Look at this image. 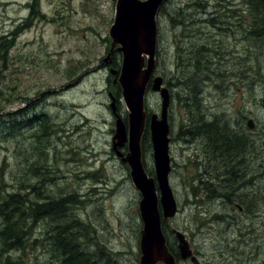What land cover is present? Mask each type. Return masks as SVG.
Here are the masks:
<instances>
[{"label": "rangeland", "instance_id": "rangeland-1", "mask_svg": "<svg viewBox=\"0 0 264 264\" xmlns=\"http://www.w3.org/2000/svg\"><path fill=\"white\" fill-rule=\"evenodd\" d=\"M33 1L0 0V38L20 32L6 66L0 65V137L3 139L0 144V196L19 192L31 198L38 196L40 190L50 201L78 192L84 208H70L62 221L38 222L31 227L27 245L9 253L13 259L21 257V264H52L57 260V252L50 236L59 232L60 226H65L76 214L88 228L67 229L65 236L72 239V244L76 243L95 260L98 255L97 264H138L141 223L137 204L140 196L131 183L127 166L111 150L115 118L109 108V94L116 99L120 89L114 84L108 67L116 70L121 56L115 52V65L104 60L108 52L114 50L108 30L114 17L115 0H36L35 4ZM214 2L166 0L157 16L155 73L164 78L171 96L168 109L172 139L169 185L178 205L175 217L163 223L164 236L167 246L177 252L178 244L172 230L185 234L200 264H223L227 259L234 262L229 259L230 254L223 258L220 254L233 255L239 250L242 262L263 264L264 143L256 142L264 135V50L261 51L258 41L248 34L247 13L242 14L246 17L243 28L236 26L235 21L230 23L235 31L238 30L237 44L232 43L231 35L225 34L221 46L219 39L216 41L221 51L217 46L212 52L209 48L208 55L202 59L207 61L200 62L198 68L195 64H185L180 73L177 66L179 56L181 61L189 55L193 57L191 50L196 45L202 48L204 41L210 38L208 29L203 32L200 28L195 33V29L185 25L197 18H210L208 15L215 10ZM236 2H239V13L245 12V3L234 0ZM203 12L207 14L202 15ZM222 22L226 27V21ZM242 67L244 78L241 77ZM257 69L262 77L256 75ZM182 71L207 77L199 83L202 87L197 96L203 121L218 117L221 122L228 123L231 133L253 142L245 152L242 170L261 177L258 186L248 191L252 195L246 200L249 211L238 213L235 209L219 223H210L209 219L221 209H214L215 205L211 207L208 201L193 204L202 193L198 192V197L191 195V177L197 171H209L211 164L201 160L205 143L186 133L191 129L190 118L187 119L186 112L178 106L181 104L178 98L186 87L178 88L174 82ZM116 102L115 113L126 120L127 111L122 100L117 98ZM159 107V97L149 92L145 97L146 112L158 114ZM42 116L47 118L48 134L36 139ZM247 119L253 121L252 131L246 127ZM38 148H44L46 158H38ZM142 155L143 166L152 175L151 152L142 151ZM37 162L46 165L44 177L34 178L27 173L38 166ZM96 172V176H91ZM92 186H96V192L91 191ZM250 201L252 204H248ZM199 211H203L199 220L201 226L196 218ZM240 234L248 240L236 251L240 245L233 240ZM31 240L35 246H30ZM3 248L6 247L0 244V259L5 264L8 254ZM213 256L216 259L209 261ZM178 264L192 263L180 261Z\"/></svg>", "mask_w": 264, "mask_h": 264}, {"label": "trees", "instance_id": "trees-1", "mask_svg": "<svg viewBox=\"0 0 264 264\" xmlns=\"http://www.w3.org/2000/svg\"><path fill=\"white\" fill-rule=\"evenodd\" d=\"M213 7L215 10L211 12V15H208L210 18L198 19L192 22L186 28L195 29V33L201 28L203 32L211 31L212 29L220 28L224 24L222 21H231L236 26L243 28L242 22L244 18L242 14L248 16V34L251 39H256L260 44V50H264V0H242L245 3L246 10L245 12L238 13L234 7V0H215ZM36 3V0L33 1ZM164 5V4H163ZM161 6V8L163 7ZM33 7V4H32ZM160 8V9H161ZM160 11V10H159ZM207 13L203 12L202 15ZM181 25V23H178ZM225 26V25H224ZM226 26H233L227 25ZM199 27L198 29H196ZM217 30V29H216ZM219 30V29H218ZM233 32H235L233 28ZM20 32L16 31L7 35V37L0 38V65L5 67L7 64V59L10 50L15 45V39ZM218 50L221 51L219 46ZM213 49H211L212 52ZM207 47H200L196 45L190 53L193 57L189 55V58L183 59L181 61V56L178 58V68H184L185 64H195L198 68L200 62H206L207 60H202L208 55ZM215 55V53H214ZM250 62L248 61L247 68L249 67ZM117 70V69H116ZM242 76H244V67L241 68ZM264 72V70H262ZM262 74V73H261ZM259 72V69L256 70V75L262 77ZM236 75V74H235ZM182 76V77H181ZM205 80V76L201 77L199 74H186L182 71V75L175 77L174 82L178 88L186 87L185 90L181 92V97L178 100L181 101V104L178 106L183 108L185 115L190 118L189 122L191 124V129H187V134H193L195 137L199 138L200 141L205 143V154L207 155L209 161L203 160V162L209 163L211 169L205 173L197 171L193 177H191L189 187L192 189L191 195L196 197L198 192H201L202 195L197 202L193 204H200L201 202L208 201L210 206H214V209H221L218 214L211 215L209 221L211 222H220L219 220H224L229 217V213L235 211L237 204H242L247 209V199L252 197L248 193L249 189L257 187L260 181L261 175H251L243 172L242 168L245 166L243 161L246 155V150L249 147L250 142L246 139L245 136L239 135L236 133H231L228 128V123L221 122L222 120L215 117L212 121H203L205 120L203 115H199V101L198 93L199 87H202L201 83ZM170 85V83H167ZM176 87V88H177ZM120 98L119 92L117 98ZM171 97V96H170ZM264 102V99L262 100ZM181 105V106H180ZM248 120V119H247ZM246 120V121H247ZM42 123L40 124L39 130H36L35 138H42L45 133H47L48 125H46L47 118L42 116ZM46 131V132H45ZM54 132V129L52 128ZM3 139L0 137V144H2ZM256 143H264L263 138ZM142 151H150V141L148 131L145 130V133L142 138ZM44 148H38V158H46V153L43 150ZM200 165H202V163ZM38 166L33 167V169L27 170V173L33 175L34 178H41L45 176L47 168L46 165H42L37 162ZM213 165V167H212ZM206 170V169H204ZM44 171V173H43ZM28 173V175H30ZM48 174V172H47ZM96 173H92L91 176H96ZM205 176V177H202ZM92 192H96V187L91 188ZM248 193V194H246ZM43 191L39 190V195L34 197H29V194L22 195L19 192L5 194L0 196V219L2 224L0 226V244L3 247V252L7 253V259L5 264H21L23 262L21 257L13 259L9 251L15 248H24L28 243L30 237L29 232H31V227L36 225L38 222L43 220L51 219L52 221L64 220L68 214L70 208H75L76 210H83V201L82 195H79L76 192L73 195H68L60 199H54L49 201V197L42 195ZM198 197V196H197ZM252 204V201L250 203ZM201 205V204H200ZM199 205V206H200ZM198 205H195L197 207ZM202 210V209H200ZM225 212V214H224ZM203 211H199L196 216L199 226H201ZM224 214V215H223ZM73 219L65 226H60L62 228L59 232L55 231L54 235H51V245L57 252L56 261L52 264H97V260L100 258L97 255L96 260L94 256L90 253L84 252L76 243L72 244V239L67 234V229L70 228H88L85 225V221L80 220L79 216H72ZM71 217V218H72ZM199 218V219H198ZM208 221V222H209ZM58 222V221H57ZM164 231V230H163ZM165 233V232H164ZM239 238V239H238ZM76 240V239H75ZM248 237H236L233 241L236 244H239L240 247H236V251L241 249V243H246ZM93 243L96 240H91ZM30 246H35V242L31 240ZM226 246V245H225ZM171 252L173 250L169 248ZM174 256L178 258L177 252H173ZM227 253V252H226ZM230 254V259L235 261L236 264H250L244 263L241 260L242 253L240 250L236 253H227ZM234 258V259H233ZM54 259V258H53ZM252 263L255 260L251 261ZM0 264L2 260L0 259ZM255 264V263H254ZM264 264V262H263Z\"/></svg>", "mask_w": 264, "mask_h": 264}, {"label": "water", "instance_id": "water-1", "mask_svg": "<svg viewBox=\"0 0 264 264\" xmlns=\"http://www.w3.org/2000/svg\"><path fill=\"white\" fill-rule=\"evenodd\" d=\"M164 0H116L113 23L109 27L111 49L121 55L119 70L109 69L113 82L119 85L121 100L127 111L126 123L115 113V100L110 96V109L115 117V132L111 138L112 150L129 169L133 187L140 195L138 213L142 224L139 238L138 264H176L162 232V219L177 213V204L168 184L171 171L169 150V125L167 109L169 94L163 86V78L155 76L157 25L156 16ZM108 55L104 62L108 61ZM159 94L160 115H151L148 129L152 150L155 178L146 174L141 158V138L147 115L144 98L147 90ZM252 129V120L247 121ZM126 145L124 156L118 151ZM159 194V195H158ZM160 207V208H159ZM161 210V212H160ZM178 241L179 257H192L183 234L174 231Z\"/></svg>", "mask_w": 264, "mask_h": 264}, {"label": "flooded vegetation", "instance_id": "flooded-vegetation-1", "mask_svg": "<svg viewBox=\"0 0 264 264\" xmlns=\"http://www.w3.org/2000/svg\"><path fill=\"white\" fill-rule=\"evenodd\" d=\"M234 7H235V9H236V11L239 13V11L237 10L238 8H239V2H236V3H234ZM209 15H211V14H209ZM232 24V22L231 21H226V24L227 25H231ZM217 29V30H216ZM216 29H212L210 32H208L207 34H210V38L209 39H207V40H205L204 41V47H207L208 49L210 48V49H213L214 47H216L217 46V44H216V41L219 39V44L218 45H222V43H223V40H222V37L226 34V35H231L232 36V43L234 42V44H237V40H238V36L236 35L237 34V32H238V30H236L235 32H233V28L231 27V26H226V27H224V26H222V27H220V28H216ZM219 29V30H218ZM207 34H205V35H207ZM219 37V38H218ZM115 52L116 51H110V52H108V58H109V63L110 64H113V65H115V60H116V57L115 56H117V54H115ZM117 53V52H116ZM110 64H108V66H110ZM105 68V67H104ZM232 76H235V74L233 75V73H232ZM207 77H205V79H206ZM116 104H117V102H116ZM199 153V152H198ZM202 158L203 159H206V160H209L208 159V157H207V155L205 154V151H204V155L202 156ZM235 209H237V211H238V213H244V211L246 210V208H245V206L244 205H242V204H237V206H236V208ZM247 209H248V206H247ZM246 211H249V209L248 210H246ZM218 238H220V237H218ZM235 249V248H234ZM193 253V252H192ZM196 253H194L193 255H195ZM225 255H228L227 253H221L220 254V256H222V258H223V256H225ZM195 257H196V255H195ZM197 258V257H196ZM198 259V258H197ZM216 258L213 256L212 257V259L211 260H209V261H213V260H215ZM230 259V258H229ZM256 260H258V258L257 259H255V261ZM209 261H205V262H209ZM187 262H190V259H187V260H185V261H182V263H187ZM257 263H259V262H257ZM217 264H221V263H217ZM223 264H236L235 263V261L234 262H230L228 259L223 263Z\"/></svg>", "mask_w": 264, "mask_h": 264}, {"label": "bare ground", "instance_id": "bare-ground-1", "mask_svg": "<svg viewBox=\"0 0 264 264\" xmlns=\"http://www.w3.org/2000/svg\"><path fill=\"white\" fill-rule=\"evenodd\" d=\"M165 1H166V0H164V2L161 4V6L165 3ZM161 6H160V8H161ZM160 8H159V10H160ZM159 10H158V12H159ZM157 15H158V13H157ZM117 71H118V70H117ZM109 74H110V73H109ZM110 75H111V74H110ZM147 91H148V93L151 92V91L149 90V88H148ZM151 93H153V92H151ZM153 94H156V95H157V93H153ZM115 102H116V101H115ZM115 102H114V106H115ZM169 102H170V96H169ZM169 104H170V103H169ZM168 109H169V105H168ZM252 122H253V121H252ZM253 125H254V124H253Z\"/></svg>", "mask_w": 264, "mask_h": 264}]
</instances>
